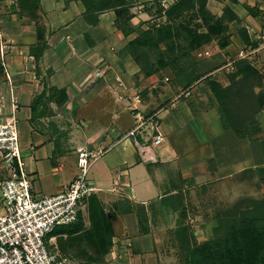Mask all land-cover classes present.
Wrapping results in <instances>:
<instances>
[{"label": "crops", "instance_id": "crops-1", "mask_svg": "<svg viewBox=\"0 0 264 264\" xmlns=\"http://www.w3.org/2000/svg\"><path fill=\"white\" fill-rule=\"evenodd\" d=\"M173 1L129 0L128 24L148 28L153 22L151 10ZM225 5L239 16L252 45L233 30L225 48L217 42L213 52L212 42L200 47L198 63L204 77L224 83L243 51L264 78V0H207L206 8L219 16ZM39 13L47 47L36 62L30 53L37 42L34 22L20 15L14 0H0V41L19 100L21 151L37 198L71 184L79 174V149L99 152L88 167L93 169L100 161L94 168L98 177L88 179L111 214L113 235L104 259L93 264H180L185 241L193 245L212 240L220 210L264 200V108L254 115L257 126L238 135L205 81L203 95L209 97L208 103L200 97L201 79L187 87L190 95L185 97L187 88L162 70L146 76L124 51L135 34L126 36L116 27L113 10L91 17L79 0H40ZM103 68L105 75L95 77L94 72ZM115 76L124 82L119 88L126 96L123 100L116 96ZM50 87L65 90L62 105L42 104L40 97L48 95ZM258 91L264 93V83ZM8 92L2 67L0 116L4 117ZM138 112L145 118L156 115V128L163 136L160 144L148 141V121L141 134L128 136L136 127ZM59 116L79 130L67 134ZM3 177L0 169V181ZM60 230L55 228L49 236L50 247L67 238ZM69 250L81 249L74 245Z\"/></svg>", "mask_w": 264, "mask_h": 264}, {"label": "trees", "instance_id": "trees-1", "mask_svg": "<svg viewBox=\"0 0 264 264\" xmlns=\"http://www.w3.org/2000/svg\"><path fill=\"white\" fill-rule=\"evenodd\" d=\"M14 1L17 3L20 15L26 16L34 22L37 42L30 47V53L38 62L47 47L46 26L39 13L40 0ZM79 1L84 5L85 14L91 17H96V14L102 11L113 10L116 15L114 20L116 27L126 36L135 34V37L127 43L124 51L130 53L146 76L158 72L165 66L172 68L175 65L183 67L185 64L187 66L189 61L186 63L181 61L185 56H189L192 51L214 40H217V45L220 48H225L230 43L229 32L233 30L238 32L244 43L252 45L246 28L241 25V19L228 5L224 6L221 15L215 16L206 8L207 0H174L172 4L166 7L157 8V12L162 13V16L165 17V21L159 24V27L134 29L128 24L131 17L129 0ZM248 10L254 13L253 9ZM187 15L189 18H197L201 21L197 25V29L190 28L189 20L185 18ZM179 18L184 20L177 23L176 20ZM180 38H183L186 45L179 43ZM161 45L163 48L160 47ZM137 47L142 53L135 51ZM146 48H154L158 59H156V65L150 60L146 61L145 65L141 63L140 59L143 54H148ZM2 67L0 62V72ZM194 67L196 68V64ZM234 67L232 74L228 75L230 80L240 79L248 83L255 82L259 86L263 85V75L247 59L236 60ZM183 70L178 68L177 77L173 81L181 88H187L200 77V73L182 76ZM207 83L227 123L238 135L243 130L250 133L253 126H257L254 115L259 109L264 108V93L262 91L257 93L258 108L253 114V119L248 123L246 121L239 125L222 97L230 85L227 84L226 87H222L220 83L212 79H208ZM48 92V95L42 94L40 97L44 105H46L45 102L49 101L60 106L67 99L64 89L50 87ZM256 203L260 207L262 203L264 204V200ZM84 204L87 207L86 216L79 211L78 218L74 223L59 226L60 231L67 234V252L60 248L61 243L58 244V247L60 251L70 253L69 248L77 245L81 250L72 253L81 261L79 264H93L104 259L112 244L111 214L104 210L101 201L94 193L84 199ZM86 220L89 224L88 227H85ZM183 246L185 256L183 264H264V213L238 218L222 215L218 217V222L213 229L212 240L200 244L194 243L193 245H190L189 240H187Z\"/></svg>", "mask_w": 264, "mask_h": 264}, {"label": "built area", "instance_id": "built-area-1", "mask_svg": "<svg viewBox=\"0 0 264 264\" xmlns=\"http://www.w3.org/2000/svg\"><path fill=\"white\" fill-rule=\"evenodd\" d=\"M1 34V33H0ZM0 44L1 63L9 86L8 115L0 116V169L4 173L0 181L1 198L4 202L0 211V264H79L77 258L64 253L54 245H48L49 235L55 228L74 223L83 208L84 199L94 193L95 187L87 178L88 167L99 152L87 149L78 150L77 165L80 173L71 184L59 193L37 198L32 192V178L26 169L22 155L16 111L19 100L14 94L12 79L3 62L4 51ZM247 54L239 51L237 58H246ZM105 69L94 72L95 77H103ZM115 93L118 99L126 96L119 91L124 86L121 77L115 76ZM190 95L187 88L182 93ZM137 124L128 131V136H135L144 129L146 121L150 125L148 141L154 145L162 142V133L156 128L155 114L145 118L139 112L135 115ZM142 128V129H141ZM130 245V241H127Z\"/></svg>", "mask_w": 264, "mask_h": 264}, {"label": "rangeland", "instance_id": "rangeland-1", "mask_svg": "<svg viewBox=\"0 0 264 264\" xmlns=\"http://www.w3.org/2000/svg\"><path fill=\"white\" fill-rule=\"evenodd\" d=\"M157 1V0H156ZM153 13V22H151L149 24L148 28H152V27H159V24H161L163 21H165V17H163V19H161L159 17V14L157 11L151 10V14ZM189 15V14H188ZM188 15L185 17L186 19L189 20V25L190 28L192 29H197V25H199L201 23V21H199L197 18H189ZM180 20H184L183 18H179L176 20V22L178 23ZM146 28V29H148ZM201 28V27H200ZM200 30V29H199ZM230 35L232 34L231 32H229ZM229 35V36H230ZM179 43H181L182 45H186V42L183 40V38H180ZM217 42V40L212 41V52L215 49V43ZM1 44V41H0ZM161 48H163V45L160 46ZM136 52L142 53V51L139 50V48H135ZM148 50V54H143V56L141 57V63H143L144 65L146 64V61L150 60L155 64V62L158 60L154 51V48H146ZM199 49V48H198ZM195 50L192 51L190 53L189 56H185L183 60L184 63H186V61H189V63H187V66H185V64H183V67L175 65L173 68L170 66H165L159 70H162L163 72L167 73L170 75V80H174V78H176V72L180 69H184L182 72V76L185 75H192V74H197L200 73V77L194 81L191 85H193L195 82L200 81L201 79V84H200V91H201V96L202 97V101L208 103L209 102V97L203 95L204 94V81L206 82L207 86H208V79H211L210 77H204V74L202 73V70L199 66L198 60L200 59V55H198L199 50ZM206 50H208L207 48H205ZM215 55V54H214ZM203 57V56H201ZM157 59V60H156ZM196 64V68L194 67ZM180 65V64H179ZM231 72L226 73L227 79L224 83H220L219 81H217L218 83H220L222 85V87H226L227 84L230 85L228 91L224 92L222 97L224 99V102L226 103L228 109H230L233 113V115L236 118L237 123L240 125L242 123H248V121H250L251 119H253V114L255 112V110L258 108V104H257V88L260 87L258 84H256L255 82H246V81H242L240 79H235V80H230V76ZM169 77V76H168ZM203 77V79H202ZM212 80H215L212 78ZM209 87V86H208ZM202 88V89H201ZM213 99L216 101V98L213 95ZM45 104H50V102H45ZM49 112L46 111V115H48ZM52 114V112L50 113ZM59 121L61 122V126L64 127V130L67 132V134H69L70 132H73L74 129L79 130L78 128L75 127L74 123L71 122L70 120H68L67 118H65L64 116L62 117H58ZM77 120V119H76ZM76 126H79V124H77ZM46 127V126H45ZM72 135V134H71ZM20 146H21V142H20ZM83 149V148H81ZM87 149V148H84ZM89 150V149H87ZM78 153V152H77ZM77 159V158H76ZM78 162V159H77ZM100 163V161H98L96 163V165H98ZM95 165V167H97ZM89 168L88 172H87V178H91L93 176L98 177V171H94V168ZM76 168H77V173H80V168L77 166L76 163ZM248 201H245L244 203H236L233 207L227 208V209H222L220 210L219 213V217L221 216V213L223 216H229V217H241V216H251V215H261L264 213V204L262 203L260 207H258V203H250ZM177 204V203H176ZM3 207H4V202L1 198L0 200V211L3 212ZM83 208L81 209V212L83 215L86 216V204H84L82 206ZM262 207V208H261ZM221 212V213H220ZM88 221H85V227H88ZM60 248L66 251V247L68 244V238H63L62 242H60ZM72 256H76L75 254ZM184 254L182 252V255L180 257V262L181 264H183L184 261ZM76 258V257H75Z\"/></svg>", "mask_w": 264, "mask_h": 264}]
</instances>
